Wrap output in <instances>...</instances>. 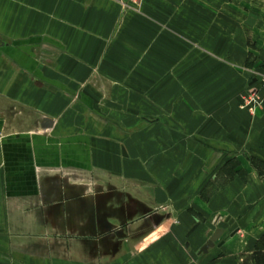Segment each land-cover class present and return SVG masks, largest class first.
I'll return each instance as SVG.
<instances>
[{"label":"crops","instance_id":"obj_1","mask_svg":"<svg viewBox=\"0 0 264 264\" xmlns=\"http://www.w3.org/2000/svg\"><path fill=\"white\" fill-rule=\"evenodd\" d=\"M122 5L0 0V264H264V105L146 57L135 91L106 47Z\"/></svg>","mask_w":264,"mask_h":264},{"label":"rangeland","instance_id":"obj_2","mask_svg":"<svg viewBox=\"0 0 264 264\" xmlns=\"http://www.w3.org/2000/svg\"><path fill=\"white\" fill-rule=\"evenodd\" d=\"M122 10L106 47L132 67L114 73L131 79L135 91L156 85L138 86L146 57L147 79L176 82L179 94L237 95L252 112L264 105V0H142ZM160 232L131 247L144 251Z\"/></svg>","mask_w":264,"mask_h":264},{"label":"water","instance_id":"obj_3","mask_svg":"<svg viewBox=\"0 0 264 264\" xmlns=\"http://www.w3.org/2000/svg\"><path fill=\"white\" fill-rule=\"evenodd\" d=\"M224 233L223 229H218L213 236L211 237V239L209 240V242L203 246L202 251L207 252L208 249L215 245V243L220 239V237L222 236V234Z\"/></svg>","mask_w":264,"mask_h":264},{"label":"built area","instance_id":"obj_4","mask_svg":"<svg viewBox=\"0 0 264 264\" xmlns=\"http://www.w3.org/2000/svg\"><path fill=\"white\" fill-rule=\"evenodd\" d=\"M122 4H129V3H138L139 1L141 2L142 0H119Z\"/></svg>","mask_w":264,"mask_h":264}]
</instances>
